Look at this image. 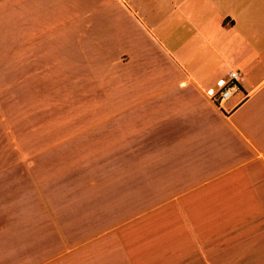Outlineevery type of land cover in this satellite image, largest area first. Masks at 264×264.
I'll return each mask as SVG.
<instances>
[{"label": "crops", "instance_id": "1", "mask_svg": "<svg viewBox=\"0 0 264 264\" xmlns=\"http://www.w3.org/2000/svg\"><path fill=\"white\" fill-rule=\"evenodd\" d=\"M2 33L49 120L0 264H264V0H0Z\"/></svg>", "mask_w": 264, "mask_h": 264}, {"label": "rangeland", "instance_id": "2", "mask_svg": "<svg viewBox=\"0 0 264 264\" xmlns=\"http://www.w3.org/2000/svg\"><path fill=\"white\" fill-rule=\"evenodd\" d=\"M17 34L12 33L15 38ZM0 36L2 40L9 39L10 33ZM24 38L23 35L21 39ZM0 45V170L23 174L27 168L38 165L36 159L27 160L26 156L41 151L42 130L45 121L49 120V113L42 110L40 95L34 99L31 96V81L27 80L26 48L4 46L3 42ZM65 86L61 85L62 88ZM44 89L40 82H34V93ZM55 89L58 90V87ZM20 177L25 178L24 174Z\"/></svg>", "mask_w": 264, "mask_h": 264}, {"label": "built area", "instance_id": "3", "mask_svg": "<svg viewBox=\"0 0 264 264\" xmlns=\"http://www.w3.org/2000/svg\"><path fill=\"white\" fill-rule=\"evenodd\" d=\"M244 73L241 69H232L227 78L223 81L219 91L213 96V100L221 110L229 113L228 102L242 90V80Z\"/></svg>", "mask_w": 264, "mask_h": 264}]
</instances>
